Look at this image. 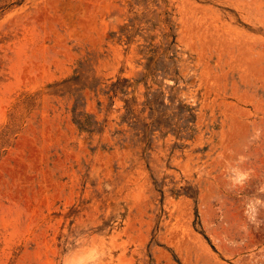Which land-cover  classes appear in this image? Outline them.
I'll use <instances>...</instances> for the list:
<instances>
[{
  "label": "rangeland",
  "instance_id": "obj_1",
  "mask_svg": "<svg viewBox=\"0 0 264 264\" xmlns=\"http://www.w3.org/2000/svg\"><path fill=\"white\" fill-rule=\"evenodd\" d=\"M0 264H264V0H0Z\"/></svg>",
  "mask_w": 264,
  "mask_h": 264
},
{
  "label": "clouds",
  "instance_id": "obj_2",
  "mask_svg": "<svg viewBox=\"0 0 264 264\" xmlns=\"http://www.w3.org/2000/svg\"><path fill=\"white\" fill-rule=\"evenodd\" d=\"M260 134H261L260 130L257 129V130L255 131V137H254V138H259ZM241 159H243V157H241ZM243 175H246V173L243 174Z\"/></svg>",
  "mask_w": 264,
  "mask_h": 264
}]
</instances>
